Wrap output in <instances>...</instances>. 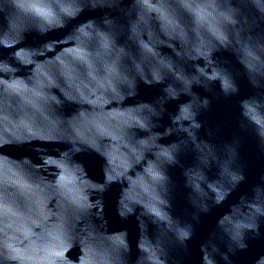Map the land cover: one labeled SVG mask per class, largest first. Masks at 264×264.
Instances as JSON below:
<instances>
[{
    "label": "water",
    "instance_id": "95a60500",
    "mask_svg": "<svg viewBox=\"0 0 264 264\" xmlns=\"http://www.w3.org/2000/svg\"><path fill=\"white\" fill-rule=\"evenodd\" d=\"M0 264H264V0H0Z\"/></svg>",
    "mask_w": 264,
    "mask_h": 264
}]
</instances>
